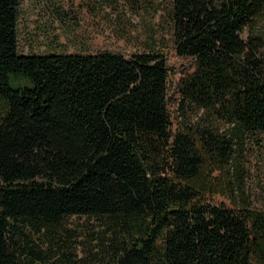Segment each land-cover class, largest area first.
I'll use <instances>...</instances> for the list:
<instances>
[{"label": "trees", "instance_id": "trees-1", "mask_svg": "<svg viewBox=\"0 0 264 264\" xmlns=\"http://www.w3.org/2000/svg\"><path fill=\"white\" fill-rule=\"evenodd\" d=\"M19 8L0 0V264H264L244 164L264 133V0H172L194 68L181 107L202 112L176 136L164 54H21Z\"/></svg>", "mask_w": 264, "mask_h": 264}, {"label": "rangeland", "instance_id": "rangeland-1", "mask_svg": "<svg viewBox=\"0 0 264 264\" xmlns=\"http://www.w3.org/2000/svg\"><path fill=\"white\" fill-rule=\"evenodd\" d=\"M172 0H20L19 51L25 55L49 53L94 54L103 51L127 56L164 54L170 67L169 113L173 136L197 125L202 112L181 107V86L193 63L175 49L168 16ZM256 33L264 36V14ZM248 38V33L244 34ZM224 129L226 126L220 123ZM246 192L253 208L264 210V133L251 135L244 155ZM214 205L235 208L226 196L207 197ZM68 229H96L90 218L65 220ZM81 254V253H80Z\"/></svg>", "mask_w": 264, "mask_h": 264}]
</instances>
